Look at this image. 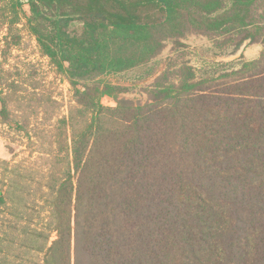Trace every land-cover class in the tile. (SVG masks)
Listing matches in <instances>:
<instances>
[{"label":"trees","instance_id":"1","mask_svg":"<svg viewBox=\"0 0 264 264\" xmlns=\"http://www.w3.org/2000/svg\"><path fill=\"white\" fill-rule=\"evenodd\" d=\"M22 15L77 97L52 143L63 166L47 173L52 215L39 251L58 238L38 264H264V48L219 74L169 65L145 102L104 79L191 33L235 52L264 45V0H0L8 49L21 42ZM4 176L2 214L23 202L30 174Z\"/></svg>","mask_w":264,"mask_h":264},{"label":"rangeland","instance_id":"2","mask_svg":"<svg viewBox=\"0 0 264 264\" xmlns=\"http://www.w3.org/2000/svg\"><path fill=\"white\" fill-rule=\"evenodd\" d=\"M25 9L29 14V6ZM6 22L7 18L1 16L0 89L5 90L4 97L6 95L11 113L7 119L9 124L0 116V178L15 169L30 176L23 202H18V207L11 203L12 214L10 209L4 214L0 212V226L7 232L4 235L0 229V264H38L44 262L48 247L58 238L57 232H52L47 248L39 251V247L45 245V226L51 214L49 190L44 187L47 173L52 161L57 164V176H60L58 169L63 166L55 157L58 148L52 143L62 131L58 120L68 117L77 107V97L67 75L41 52L36 38L28 30L26 17L22 15L17 27L22 36L20 44L9 49V27L2 24ZM180 42L183 44L175 47L174 41L168 40L164 51L150 63L120 74L106 75L104 79L129 89L120 94L121 97L145 102L147 88L169 65H172L171 70H176L188 63L199 75L219 74L236 65L242 54L244 58L252 59L264 48L263 44L256 43L235 52L232 42L220 46L216 39L194 33L181 38ZM14 80L21 84L18 94L9 89ZM102 103L107 106L117 104L112 97L103 98ZM18 122L26 128L19 129ZM31 240L36 241L34 249L27 243Z\"/></svg>","mask_w":264,"mask_h":264}]
</instances>
